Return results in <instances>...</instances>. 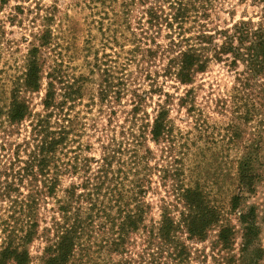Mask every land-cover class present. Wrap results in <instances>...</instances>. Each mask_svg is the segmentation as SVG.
I'll return each instance as SVG.
<instances>
[{"label":"rangeland","instance_id":"374dc122","mask_svg":"<svg viewBox=\"0 0 264 264\" xmlns=\"http://www.w3.org/2000/svg\"><path fill=\"white\" fill-rule=\"evenodd\" d=\"M261 11L262 6L254 0L0 3L1 167H9L15 146L31 142V126L45 115L43 101L49 89L55 92L57 103L72 95L65 112L75 120V131L58 158L63 160L65 170L70 169L68 158L78 156V161L70 165L79 171L72 175L70 170L63 172L56 194L40 202L42 222L38 235L27 246L29 264H44L45 250L55 240L50 234L47 242L44 229L52 225L53 218L59 219L57 210L65 200V190L84 182L86 161H98L90 163L93 174L101 165L100 159L110 160L109 176L120 171L128 178L121 179L118 190L125 195L136 190L135 169L128 152L136 148L137 139L141 144L139 154L151 153L146 166L152 170L144 172L149 182L144 184L146 194L138 198L143 222L119 251L111 244L118 238L121 221L115 227L108 222L105 237L96 235L97 240L106 243L101 249L92 246L87 264H149L152 259L145 243L147 233L157 232L165 214L176 223L181 221L185 210L179 195L188 188H199L221 216L220 224L203 241H186L191 252L189 264H225L231 257L237 262L244 230L240 217L251 209L255 210L257 230L250 253L245 256L246 260L257 256V264H264V164L254 163L258 176L254 193L246 194L238 207L232 208V197L238 193L239 163L259 132H263L260 160L264 163V131L259 126L264 113L249 121L244 120L243 112L233 113L229 97L237 86L236 72L228 67L226 59L217 62L211 50L204 53V72L194 74L190 85L180 84L168 70L178 52L186 48V40L203 32L212 35L231 30L241 22L257 23ZM183 14V19H174ZM44 36L47 45L42 47ZM215 44L220 45L217 38ZM34 49L43 71L39 91L25 87L27 63ZM14 95L29 107L32 118L11 125L8 112ZM163 111L167 135L165 141L156 144L151 139V126ZM23 151L21 148V157L25 156ZM116 152V159H111ZM27 188L21 187L20 194L26 196ZM111 199L106 195L104 202L110 216L118 217ZM14 206L0 198V247L3 221ZM221 227L234 231L226 251L218 245ZM178 237L185 239L183 233Z\"/></svg>","mask_w":264,"mask_h":264},{"label":"trees","instance_id":"16d2710c","mask_svg":"<svg viewBox=\"0 0 264 264\" xmlns=\"http://www.w3.org/2000/svg\"><path fill=\"white\" fill-rule=\"evenodd\" d=\"M8 1L0 0V3L6 4ZM254 1L262 6L259 22H241L231 30L217 32L216 35L203 32L193 39L186 40V48L178 52L168 69L180 84L187 86L193 82L194 74L204 72V53L211 50L217 62H223V59H226L228 67L237 75L235 79L237 86L233 88L229 97L231 108L233 113L238 115L243 112L245 121L264 113V0ZM183 6L185 5L181 7ZM185 15L176 16L174 19L176 21L177 18L183 19ZM44 38L45 36L40 40L42 47L47 45ZM216 38L220 41V45L215 44ZM192 41L195 42L194 45L190 44ZM239 68H242L241 72ZM42 74L38 51L34 49L27 63L25 87L39 91ZM49 87L53 88V85L49 84ZM55 96L53 89H49L43 101L45 115L38 118L31 126V142H24L23 146L14 147L9 167L2 168L0 161V198L7 200L11 207L15 205L7 214V220L3 221L0 264L31 262L27 246L33 242L40 229L42 222L40 202L44 200V197L49 198L56 194L63 172L70 170L69 173L72 175L79 171L77 166L70 165L72 161H78V156L68 158L67 163L70 169L65 168V170L62 169L63 160L58 158L60 149L66 150L69 138L75 131V120L65 112L72 95H68L62 103H57ZM192 109H189L190 112L193 111ZM165 116L164 111L160 112L151 126V139L156 144L165 141L167 135ZM27 118H32L29 107L14 95L8 112V122L11 125L21 124ZM53 119H55V126L52 124ZM259 126L264 131L263 120H260ZM262 134L263 132H259L257 141L255 143L252 141V145L239 163L238 193L232 197L233 209H236L245 199L246 194L254 193L258 178L254 163L264 164L260 160V151L263 147ZM137 141L134 144L136 148L128 152L135 169L133 175L137 179L134 186L136 190L131 191L130 195H125L118 190L121 179H128L124 172L123 175L118 171L115 176H109L110 160L100 159L101 165L93 174H91L90 163L93 161L98 164V161L85 162L84 182L71 185L65 190V200L61 202L57 210L59 219L53 218L52 225L44 229L47 242L50 241L48 240L50 234L55 239L45 250L44 264H87L92 246L96 244V247L101 249L102 243H106L105 240L101 242L97 240L96 235L105 237L108 222L115 227L117 221H121L118 238L111 244L115 251L124 248L130 233L138 232L144 214L138 206V198L146 194L144 184L149 182L144 172L152 168L146 166L151 153L145 151L141 156L139 154L141 144ZM21 148H24V157L20 156ZM117 153L119 152H116V156L111 159H116ZM66 155L64 157H67ZM24 185L29 188H27L29 193L26 196L20 194V189ZM106 195L112 196L111 202L117 209L118 217L110 216L104 202ZM179 200L185 210L181 215V221L176 223L165 214L157 232L147 233L148 238L145 243L150 250L148 256L152 259L149 264H189L191 252L186 241H203L209 231L220 224L219 211L210 206L199 188L181 190ZM255 221L254 209H251L248 214L241 215L240 222L244 225L241 258L234 262L236 259L231 257L225 264H257V256L248 260L245 256L247 252L250 253L254 243L253 237L257 230ZM178 233H183L185 239H180ZM233 236L232 229L220 228L217 239L222 250L230 249ZM78 258H81L80 261Z\"/></svg>","mask_w":264,"mask_h":264}]
</instances>
